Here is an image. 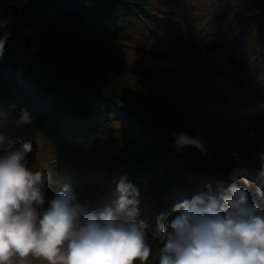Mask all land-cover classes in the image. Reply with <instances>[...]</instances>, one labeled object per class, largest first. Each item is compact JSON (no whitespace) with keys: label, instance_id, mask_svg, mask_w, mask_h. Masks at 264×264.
I'll return each mask as SVG.
<instances>
[{"label":"trees","instance_id":"1","mask_svg":"<svg viewBox=\"0 0 264 264\" xmlns=\"http://www.w3.org/2000/svg\"><path fill=\"white\" fill-rule=\"evenodd\" d=\"M235 1L242 9L229 26H234L235 20L242 21L247 37L264 39V0ZM155 3L14 0L10 4L0 0V6L12 15L18 14L19 7L25 9L23 23L36 35L33 44L38 41L47 50L32 51L30 35L15 27L12 19L7 24L0 18V44L4 46L0 56V117L12 126L22 125V133H33L30 141L34 146L43 141L50 152L90 141L96 153L98 177L110 182L126 174L156 199L159 214L170 212L173 204L196 191L206 192L208 183L231 184L229 171L236 163L223 158L216 165L194 146L176 147L173 134L184 131L195 136L198 120L190 118V106L173 92L178 84L175 74L169 73L170 79L164 80L158 71L150 72L142 59L128 66L127 54L111 42L112 37L142 29V21L155 16ZM14 20L19 27L22 18L15 16ZM96 40L104 45L92 47L88 43ZM153 77L164 82L162 91L156 94L148 91L156 86ZM137 103L144 111L132 108ZM22 108L28 111L30 125L16 122ZM155 123L159 127H153ZM214 134L212 130L210 136ZM42 163L34 169L53 172L50 186L55 182L62 185L73 172L71 163L62 158L49 165ZM114 186L107 185L98 201L107 199Z\"/></svg>","mask_w":264,"mask_h":264},{"label":"clouds","instance_id":"2","mask_svg":"<svg viewBox=\"0 0 264 264\" xmlns=\"http://www.w3.org/2000/svg\"><path fill=\"white\" fill-rule=\"evenodd\" d=\"M3 52L0 44V56ZM16 122L31 124L26 108ZM4 140L0 133V144ZM173 143L209 154L206 141L188 132L174 133ZM32 151L23 139L0 151V264H148L150 257L153 264H264V209L248 195L250 186L264 195V148L250 156L260 167L236 151L231 184H217L213 193L208 183L206 192L160 212L156 252L149 221L141 218L140 189L126 174L115 184L112 205L100 212L80 202L69 184L45 208L53 172L29 170Z\"/></svg>","mask_w":264,"mask_h":264},{"label":"rangeland","instance_id":"3","mask_svg":"<svg viewBox=\"0 0 264 264\" xmlns=\"http://www.w3.org/2000/svg\"><path fill=\"white\" fill-rule=\"evenodd\" d=\"M11 1L14 2L8 0V3L11 4ZM3 8L5 7L0 6V18L6 19L7 24L12 19L15 27H21L23 33L30 35L29 47L32 51H47L38 41L33 44L36 35L24 26V8L19 7L18 14L13 15ZM153 8L155 16L142 21V29L111 39L113 45L127 54L126 65L132 66L142 59L143 65L150 67V72L158 71L164 80L170 79L169 73L175 74L173 78L178 81L175 92L193 111L190 118L198 120L197 134L194 137L203 138L209 149V154L204 155L195 147L203 157L216 165H220L218 160L221 162L223 158L236 163L233 153L239 151L250 164L260 167L259 161H252L250 156L252 152L264 148V82H260V79H264V39L254 40L251 35L247 37L241 27L242 21L235 20L234 26H228L242 6L235 0H156ZM27 9L30 11L29 6ZM15 16L22 18L19 27L14 20ZM247 17L250 18V15L247 14ZM34 26L41 30L37 24ZM228 35L229 40L225 39ZM88 43L92 47L104 45L100 40ZM132 79L134 81L133 77ZM153 81L156 86L148 91L153 94L162 91L164 82L161 83L156 77H153ZM141 105L137 103L132 108L142 112L144 107ZM156 105H160L159 99ZM149 106L156 110L155 105ZM143 117L150 119L147 114ZM21 126L4 123L0 118V133L5 137L0 144V151L8 149L18 139L31 143L33 133H22ZM153 127H159L158 123ZM212 130L215 134L210 136ZM253 131L258 134L256 137L250 135ZM98 138L102 142V135ZM91 145L90 141L81 142L50 152L42 141L34 146L33 154L27 158V167L36 172L39 170L34 169V166L42 165L44 161L46 165L58 158L69 161L73 172L67 177L65 184H69L78 194L80 202L89 203L95 211L100 212L112 205L115 186L112 194L101 202L97 199L99 193L107 185H115L117 180L103 182L98 177L96 153ZM93 145L97 146L96 141ZM229 184L222 185L227 187ZM63 185H56L51 190L56 194ZM216 186L217 184L213 186V192H216ZM47 187V200L42 206L45 208L48 200L55 195L49 198L47 192L50 189L47 190ZM138 188L141 218L149 221V242L153 245V252H156V233L159 235V232L155 220L159 203L146 194L145 187ZM250 192L257 194L255 186L248 187V193ZM251 195L250 200L256 202L258 198L261 202L257 204L264 209V195H257L256 199L251 198ZM148 264H153L152 257Z\"/></svg>","mask_w":264,"mask_h":264},{"label":"bare ground","instance_id":"4","mask_svg":"<svg viewBox=\"0 0 264 264\" xmlns=\"http://www.w3.org/2000/svg\"><path fill=\"white\" fill-rule=\"evenodd\" d=\"M252 195H251V198H255V196H257V194H255L254 192H250Z\"/></svg>","mask_w":264,"mask_h":264}]
</instances>
